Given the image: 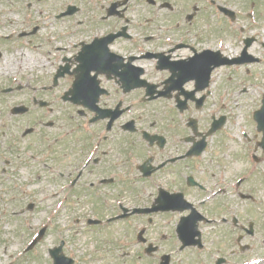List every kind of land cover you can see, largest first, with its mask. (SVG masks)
I'll list each match as a JSON object with an SVG mask.
<instances>
[{
    "label": "flooded vegetation",
    "instance_id": "af4514ba",
    "mask_svg": "<svg viewBox=\"0 0 264 264\" xmlns=\"http://www.w3.org/2000/svg\"><path fill=\"white\" fill-rule=\"evenodd\" d=\"M45 4L59 21L80 16L76 23L83 29L76 26L78 31L60 37L70 43L58 48L69 53L56 66L62 73L56 86L61 103H8L11 122L6 131L0 126V203L8 210L12 206L18 224L32 230L24 239L17 235L12 245L30 247L43 228L33 250L49 249L53 244L47 235L53 236L54 229L62 237L57 225L63 216L104 220L114 229L138 217L146 241L138 243L143 254L158 236L172 238L182 217L191 226L198 216L191 215L194 209L210 220L200 219L198 228L209 225L217 242L186 248L187 264H214L221 257L227 259L224 264H233L240 258L233 237L241 232L234 215L240 199L253 196L255 178L264 176V149L255 110L239 125L225 103H210L212 75L223 69L225 52L219 41L209 39L215 38V29H236L241 43L237 55L241 52L243 63L258 62L250 5L242 8L236 0H90L72 4L77 7L72 16L59 17L69 4ZM223 6L235 12V21L223 13ZM200 23L211 26L205 29L208 35L196 31ZM38 29L18 38L31 43ZM86 46L91 60L84 63L78 56ZM84 64L89 73L82 86L95 99L88 108L63 100ZM208 70L211 79L195 94L203 98L197 103L191 92L202 83L191 77ZM25 87L37 89L28 83ZM214 120L220 125L213 135L218 138L216 154L209 144L213 136H206ZM239 151L245 158L243 171ZM133 207L152 211L111 219Z\"/></svg>",
    "mask_w": 264,
    "mask_h": 264
},
{
    "label": "rangeland",
    "instance_id": "374dc122",
    "mask_svg": "<svg viewBox=\"0 0 264 264\" xmlns=\"http://www.w3.org/2000/svg\"><path fill=\"white\" fill-rule=\"evenodd\" d=\"M27 1L0 0V126L5 131L11 122L7 107L8 103H32L31 99L33 96L49 103H61L58 99L61 90L60 87L38 89L36 92L33 88L23 87L21 91L16 90L10 93L2 92L7 87L14 88L17 83L23 85L28 83L35 87L41 85L49 86L59 57L63 55L62 52L53 49V47L59 45L56 41L63 31V27L58 26L51 20H46L38 16L43 3L41 0H32L36 3L32 11L36 9L37 11L31 15L33 17L27 16L25 14ZM65 1L67 0H63V2ZM236 1L242 8H247L246 6L250 5L251 2L256 5L259 26L254 28V30H257L255 33L257 39H260V41L264 40V0ZM183 2L181 1V3ZM29 20L31 23H29ZM35 20L39 23H36ZM35 23L39 26L41 24L42 28L40 26L36 35L32 37L31 44H25L23 41L26 39H17L18 33L25 30L29 24L33 26ZM52 28H55V31H52ZM206 28V26L204 27L200 23L196 31L204 30L208 35L209 30H205ZM215 30L213 32V37L215 38H210L209 40L214 44L216 40L219 41V46L223 48L227 55H236L241 48L237 30L235 29V32H231L227 30V27L226 30ZM10 34H13L12 39L7 40L2 38ZM240 35L244 36L245 34ZM219 36L221 40H218ZM256 48V54L263 52V48L259 47L258 44H256ZM30 61H32V65L28 64ZM248 67L251 70L247 73L242 71V67H234L230 69L224 68L213 75V81H215V91L212 94L213 101L227 103L226 111H231L236 115V119L240 123L248 122V113L260 103L261 96L264 94V59L260 63L252 64ZM26 123L28 122L26 121ZM214 137L212 141L213 147L216 144L218 145V138L216 135ZM235 137L238 136L235 135ZM237 141L239 142V140ZM215 150L216 148L214 147L213 154H216ZM238 155L240 156V169L243 171L245 158L241 151H239ZM215 162L216 159L213 157L211 164ZM254 186L256 187L253 191L255 200L248 202L247 205L240 204V214L244 222L248 219H253L256 222V235L251 241L255 248L253 255L260 257L264 255V250L260 248V244L264 243V181H254ZM1 207H3L4 213H0V264H6L10 259V254H13L14 259L18 256L17 261L13 264H50V260L45 251H34L26 255H21L22 248L19 250L20 244L18 246L12 245V241L17 235L24 239L27 237V233L31 231L27 230L24 225L20 226L21 224H18L17 221L19 219L12 216V206L8 210L6 204L0 203ZM57 226L63 232L62 237L69 240V249L77 245V249L80 250L78 253L82 257L83 264H136L135 261L137 260L139 246L135 235L131 236L125 243L117 244L116 241L111 242L114 237L117 235L121 236L123 233V229L122 232L114 229L116 228L115 225L95 231L94 228L85 226L83 220L77 221L73 218L61 217L59 218V224ZM208 231L210 235L206 237V240L210 242L211 238H213L216 243V231L212 228H209ZM56 235L55 233L53 243L58 242ZM132 237L135 239L132 240ZM8 242L12 246L4 249L5 246L2 244ZM91 248H96V250L91 251ZM175 248L176 246L170 245L169 241H166L163 243L161 253L169 252ZM72 253L74 256L75 252L72 251ZM179 258H183V262ZM185 262V253L177 252L174 254L173 264H185ZM77 264L79 263L77 262ZM256 264L263 263L257 262Z\"/></svg>",
    "mask_w": 264,
    "mask_h": 264
},
{
    "label": "water",
    "instance_id": "95a60500",
    "mask_svg": "<svg viewBox=\"0 0 264 264\" xmlns=\"http://www.w3.org/2000/svg\"><path fill=\"white\" fill-rule=\"evenodd\" d=\"M78 95L82 96V93L80 92ZM263 116H264V107H263ZM264 123V120H263Z\"/></svg>",
    "mask_w": 264,
    "mask_h": 264
}]
</instances>
